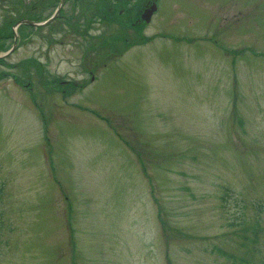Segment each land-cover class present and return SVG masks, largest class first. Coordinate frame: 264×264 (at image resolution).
I'll list each match as a JSON object with an SVG mask.
<instances>
[{
    "label": "rangeland",
    "instance_id": "obj_1",
    "mask_svg": "<svg viewBox=\"0 0 264 264\" xmlns=\"http://www.w3.org/2000/svg\"><path fill=\"white\" fill-rule=\"evenodd\" d=\"M31 1L0 0L8 47ZM158 10L85 72L95 40L47 66V28L0 62V264H264V0Z\"/></svg>",
    "mask_w": 264,
    "mask_h": 264
},
{
    "label": "flooded vegetation",
    "instance_id": "obj_2",
    "mask_svg": "<svg viewBox=\"0 0 264 264\" xmlns=\"http://www.w3.org/2000/svg\"><path fill=\"white\" fill-rule=\"evenodd\" d=\"M68 1L70 3H68ZM89 0H66V2L62 5V7L59 8L61 0H44L45 6L48 8V17L53 16V14L58 10L59 12L56 17L49 25H47V34H46V40L48 44L46 45V63L47 66L51 65L53 60V52L55 51L54 45L61 46V52L66 48V46H70L71 44L68 42L69 40L74 41L78 49V52L80 50V47H83L86 42L89 41L90 38H93L95 41V48H99L101 46V42L98 38H101V35H103V32L101 35H95L92 33V30H96V26L100 25L102 22H106L107 20L111 21L114 20V22L117 20L116 23H124L129 24V27L133 26L136 28L143 27L144 21L142 19V15L144 10L150 9L153 6V0H93V9L88 10V12L85 9L86 4H88ZM38 0H32L29 3L30 8H28V14L25 15V17L35 19L36 15H34L33 10L38 6L37 4ZM18 8L20 7L19 1H18ZM24 6V5H23ZM24 11L26 10V7L24 6ZM67 10H70L67 12ZM109 15L112 16V20L108 19ZM99 16V19L96 21V17ZM75 17V18H74ZM95 19V20H94ZM100 22V23H99ZM98 23V24H97ZM112 24H114L112 22ZM106 29H109L110 34L114 33V40L110 39V41L116 45L117 43H122L124 46L123 49L127 47V44H131V37L128 36V34L118 28V30H111L110 27L113 25L106 24ZM28 26V25H24ZM30 27V26H29ZM98 29V28H97ZM34 32L29 31L27 36L28 37H22L18 35V41L17 44L20 45L23 39H28L30 35H32ZM55 34L59 35L60 38L55 37ZM140 35H142V31H140ZM5 36V37H4ZM13 42L16 41L15 35H13ZM11 36L10 35H3L1 38V45H7L4 39L8 40ZM98 39V40H97ZM118 39V40H117ZM10 48V47H9ZM8 48V49H9ZM73 53V51H71ZM87 51H82V55L73 56L76 61L75 65L76 68H82L83 71L86 70L87 66L85 63L86 60V54H88ZM28 59V60H26ZM26 59H23L24 61L22 64L28 66H33V64H36V60L31 57H27ZM32 59V60H31ZM2 64L7 63V58L1 59ZM21 61H18V64ZM66 63V61L60 59V64ZM5 74V73H4ZM13 78L17 81L18 78L16 74H13ZM58 81L60 83H72L73 89L75 86H77V82L73 81L72 79H65L63 76H61ZM25 83V82H24ZM31 80H27V83L25 85H30ZM31 87V86H29ZM32 88V87H31ZM30 88V89H31Z\"/></svg>",
    "mask_w": 264,
    "mask_h": 264
},
{
    "label": "water",
    "instance_id": "obj_3",
    "mask_svg": "<svg viewBox=\"0 0 264 264\" xmlns=\"http://www.w3.org/2000/svg\"><path fill=\"white\" fill-rule=\"evenodd\" d=\"M149 16H150V14L147 17H149ZM24 21L25 22H28V23H31V24H34V25H37V26H42V25L48 24L51 20H47V21H44V22H41V23H39V22H33V21H30V20H24Z\"/></svg>",
    "mask_w": 264,
    "mask_h": 264
},
{
    "label": "trees",
    "instance_id": "obj_4",
    "mask_svg": "<svg viewBox=\"0 0 264 264\" xmlns=\"http://www.w3.org/2000/svg\"><path fill=\"white\" fill-rule=\"evenodd\" d=\"M4 184H2L1 182H0V200H1V198H2V194H3V192H4Z\"/></svg>",
    "mask_w": 264,
    "mask_h": 264
}]
</instances>
